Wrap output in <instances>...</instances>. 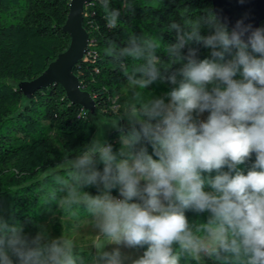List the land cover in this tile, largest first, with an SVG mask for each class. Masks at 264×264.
Returning <instances> with one entry per match:
<instances>
[{"label":"clouds","instance_id":"1","mask_svg":"<svg viewBox=\"0 0 264 264\" xmlns=\"http://www.w3.org/2000/svg\"><path fill=\"white\" fill-rule=\"evenodd\" d=\"M99 3L107 27L117 28L120 11L110 0ZM167 30L175 31L174 44L145 33L104 48L132 86L114 126L126 120L128 129L120 128L118 152L101 133L50 173L49 199L73 235L52 238L43 224L26 233L0 216V264H123L119 248L105 250L109 244L147 245L133 264H264V27L241 19L230 29L211 10L185 9ZM193 44L210 49L208 57L199 59ZM156 82L170 90L146 98L142 90ZM90 186L99 194L85 191ZM117 188L122 198L111 194ZM75 209L97 233L87 251L76 239L85 224ZM187 210L208 213L206 221L190 223Z\"/></svg>","mask_w":264,"mask_h":264},{"label":"trees","instance_id":"2","mask_svg":"<svg viewBox=\"0 0 264 264\" xmlns=\"http://www.w3.org/2000/svg\"><path fill=\"white\" fill-rule=\"evenodd\" d=\"M124 2L110 0V7L121 13L115 29L107 27L99 0L86 6L84 27L91 40L85 58L74 68L83 88L95 98L98 110L109 115L119 113L122 88L129 83L104 54L109 40L122 47L129 34L139 37L156 33L165 43L174 44L176 33L167 29L172 22L181 20L185 9L196 14L214 12L213 0H129L130 9L124 8ZM69 4L70 0H0V216L10 224L23 225L24 231L31 234L51 217H66L56 201L49 199L54 190L50 173L66 158L79 155L96 133L95 124L88 117H80L82 108L69 102L61 85L38 90L31 99L18 88L19 82L42 74L69 46L70 36L63 31ZM191 47L197 49L199 59L208 57L210 49L202 44ZM158 55L167 60L163 52ZM128 63L131 67L133 62ZM155 85L160 92L171 87L167 83ZM120 136L121 131L112 133L109 144L114 152L121 147V142L116 141ZM148 152L152 154L151 145ZM254 159L255 154L239 167L246 169ZM102 169L103 165H98V170ZM216 174L213 171L205 175ZM85 191L99 194L95 186ZM112 194L117 196L118 188ZM75 211L81 220L86 218L81 209ZM185 215L190 223L205 222L208 213L187 210ZM181 264H185L183 259Z\"/></svg>","mask_w":264,"mask_h":264},{"label":"water","instance_id":"3","mask_svg":"<svg viewBox=\"0 0 264 264\" xmlns=\"http://www.w3.org/2000/svg\"><path fill=\"white\" fill-rule=\"evenodd\" d=\"M92 1L70 0L68 17L63 26V31L70 36V44L38 77L19 82L18 88L28 99L38 90L61 85L70 103L88 112H98L95 98L83 88L79 76L74 72L75 65L85 58L89 49L91 38L84 27V17L85 8ZM213 8L230 29L241 19L253 28L261 27L264 21V0H243V3L241 0H213Z\"/></svg>","mask_w":264,"mask_h":264},{"label":"rangeland","instance_id":"4","mask_svg":"<svg viewBox=\"0 0 264 264\" xmlns=\"http://www.w3.org/2000/svg\"><path fill=\"white\" fill-rule=\"evenodd\" d=\"M131 85L128 83L122 88V99L120 102V109L118 110V114L115 115H109L104 113L101 110H98L96 113L88 112V118L95 124L96 126V135L103 134V139L106 140L108 143L112 140V133L114 131H120V128L127 127V121L126 120H120L119 121V128L114 127L119 120V115L123 111V106L128 102V100L131 97ZM144 92L145 97L147 98L150 94L152 96H162L164 91L160 92L158 91L155 83L150 85L148 88L142 90ZM167 102V101H166ZM209 113H204L200 117V119H206ZM93 137V138H94ZM92 138V139H93ZM116 141L120 142V138L116 139ZM112 194V192H111ZM113 195V194H112ZM114 196V195H113ZM116 198H122L119 195V189L117 196H114ZM82 223L85 224L84 227H82L80 233L76 235L77 242L81 245L85 246V251H87V245L94 239V235L97 234L93 232V230L87 226L86 224V218L81 220ZM43 225H46V227L49 230V234L52 238L59 237L60 235L67 234V235H73L70 231V224L68 223L67 217H51ZM146 245L143 246H137L135 248H129L124 245H114L109 244L106 246V251H112L116 248H119L121 252V258L123 261V264H133V261L136 259H139L142 257L143 253L147 250ZM94 252V249H92ZM206 263H212V260L205 258Z\"/></svg>","mask_w":264,"mask_h":264}]
</instances>
